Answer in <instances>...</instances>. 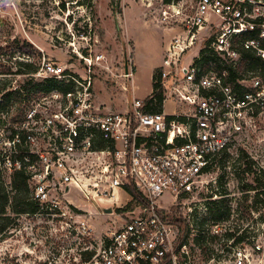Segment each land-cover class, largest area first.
<instances>
[{
    "label": "built area",
    "instance_id": "1",
    "mask_svg": "<svg viewBox=\"0 0 264 264\" xmlns=\"http://www.w3.org/2000/svg\"><path fill=\"white\" fill-rule=\"evenodd\" d=\"M163 6V25L177 31L155 73L161 111H146L151 93L146 100L133 97L116 113L94 104L90 83L62 93L67 106L47 121L51 157L35 151L27 168L33 170L27 184L36 211L16 216L31 221L21 228L18 250L4 252L6 232L0 235V264H177L184 254L183 244L174 248L168 211L177 199L206 192L211 171L264 116V0H177ZM249 58L259 62L251 71ZM122 76L133 86L131 68ZM167 104L171 114L164 111ZM17 142L4 138V148L15 154ZM40 160L47 163L35 171ZM21 166L8 154L0 170L11 174ZM130 185L145 202L100 234L88 223L93 214L69 197L75 191L87 205L105 209ZM164 193L174 198L170 207L158 204ZM252 238L250 248L232 243L210 264H260L264 244Z\"/></svg>",
    "mask_w": 264,
    "mask_h": 264
},
{
    "label": "rangeland",
    "instance_id": "2",
    "mask_svg": "<svg viewBox=\"0 0 264 264\" xmlns=\"http://www.w3.org/2000/svg\"><path fill=\"white\" fill-rule=\"evenodd\" d=\"M165 12L163 0H0V90L4 94L12 92L27 77L37 82L52 78L58 87L72 92L90 83L95 105L104 108L105 113L125 111L133 97L146 100L151 93L153 75L169 39L177 31L175 26L167 30L163 25ZM21 64H29L35 70L27 71ZM128 67L133 73V86L122 76ZM58 90L20 94L28 117L34 115L26 125L34 140L26 147L28 157L35 151L51 157L47 121L67 106ZM13 108L10 101L8 110ZM164 111L171 114L173 108L167 104ZM5 135L0 131L3 158L12 148H4ZM45 163L36 162L34 170L42 171ZM247 167L264 184V116L256 121L254 132L238 140L211 171L214 179L206 192L195 198L177 199L175 203L168 193L157 199L165 208L174 203L166 215L168 221L181 218L187 225L184 254H178L177 264H210L212 259L227 254L233 237L241 235L249 248L252 237L264 244V205L250 207L255 192H246L244 187L255 188L257 183L245 171ZM9 174L0 171V186L11 196ZM246 193L248 202H244ZM69 197L75 205L93 214L88 223L96 234L111 227L113 221L119 224L127 220L137 210L126 193H121L111 205L105 203L109 205L106 208L112 209L111 214H104V208L95 203L87 205L76 197L75 191ZM216 200L221 211H225L219 219L210 214L215 208L212 201ZM27 222L31 221L15 217L4 234L8 241L4 252L20 248L15 242L21 237L24 240L25 231L21 228ZM172 230L176 242L180 232L176 225ZM260 264H264V257Z\"/></svg>",
    "mask_w": 264,
    "mask_h": 264
},
{
    "label": "trees",
    "instance_id": "3",
    "mask_svg": "<svg viewBox=\"0 0 264 264\" xmlns=\"http://www.w3.org/2000/svg\"><path fill=\"white\" fill-rule=\"evenodd\" d=\"M171 1L177 0H163V3H170ZM249 59L250 61L248 63V69L249 71H251L259 65V62L255 59ZM21 65H23L27 71L35 70V68H33L29 64ZM53 80L54 79L52 78H45L41 82H37L32 78L27 77V79H25V81L18 86V89L13 90L12 92H7L4 94L3 91L0 90V131L5 132V137L7 140L12 141L15 138L18 140V142L15 143L13 147V150H15L16 153H9V158L11 160L18 159L22 163L20 169L12 170L10 174V189L12 195L10 196V194L7 193L2 186H0V235H3L5 230L12 224L14 217L25 214H33L36 211V207L29 200L30 189L27 184V181L29 179V171L27 170V168L34 162L33 156H29V162H24V159L28 157L27 154H29L24 143L27 136L32 132L31 129H29V125L26 126L30 119L27 117V106L23 103V99L20 94L50 93L51 91L58 89V91L65 94L67 90L58 87L57 82ZM150 96L151 98H148L145 101L146 111L150 113L160 112L162 109V93L157 90V85L155 84V75H153L152 78V90ZM152 99L155 100L153 106H151ZM10 101H12L14 106L11 112L8 110ZM2 162L3 157L0 150V163ZM245 171L254 176L250 167H247ZM254 181L257 183V186L255 188H251L250 185L244 187V191L246 192H255L252 198L253 202L250 207H254L259 203L264 205V184H260L255 176ZM125 192L129 196H131L134 204L138 205L145 202L141 194L135 189L134 186H127L125 188ZM248 198L249 196L246 193L244 196V202H248ZM212 203L215 208L214 211H212L213 209L210 211V214H212L213 216H217V218L219 219L225 213V211H221V208L219 206L220 203L217 200L212 201ZM8 211L11 215L8 214ZM170 223L176 225L180 232V235L178 236L174 245V248L177 251L183 244L184 230L186 229L187 225L181 218ZM227 236L232 235L228 234ZM233 240L234 244L239 243L243 241V235L233 237ZM163 264H169V261L166 260V262H164Z\"/></svg>",
    "mask_w": 264,
    "mask_h": 264
},
{
    "label": "water",
    "instance_id": "4",
    "mask_svg": "<svg viewBox=\"0 0 264 264\" xmlns=\"http://www.w3.org/2000/svg\"><path fill=\"white\" fill-rule=\"evenodd\" d=\"M103 213H104V214H111V213H112V209H111V208H105V209L103 210Z\"/></svg>",
    "mask_w": 264,
    "mask_h": 264
}]
</instances>
